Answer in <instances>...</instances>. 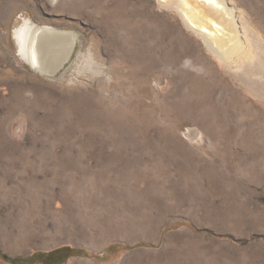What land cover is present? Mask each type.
<instances>
[{
    "label": "rangeland",
    "instance_id": "374dc122",
    "mask_svg": "<svg viewBox=\"0 0 264 264\" xmlns=\"http://www.w3.org/2000/svg\"><path fill=\"white\" fill-rule=\"evenodd\" d=\"M222 11L226 55L197 29ZM25 18L76 36L63 65L69 37L21 56ZM65 245L264 264V0H0V251Z\"/></svg>",
    "mask_w": 264,
    "mask_h": 264
},
{
    "label": "bare ground",
    "instance_id": "6f19581e",
    "mask_svg": "<svg viewBox=\"0 0 264 264\" xmlns=\"http://www.w3.org/2000/svg\"><path fill=\"white\" fill-rule=\"evenodd\" d=\"M216 1L218 2V0H216ZM189 3H191V2H189ZM186 14L188 16V13H186ZM205 17H206V15H205ZM208 20L211 23L210 24L212 26L211 28L210 27L197 28L198 26L196 28L198 29V31H200L201 33H203L205 35L209 45L214 49V51L220 52L223 55H226V51H225L226 48H223V47H226L225 43L227 41H228V43L232 42V41H235L236 43H238V41H237L238 40L237 39L238 38L237 37L238 31L235 30V25H234V22H233V19H232L230 13L227 11H222L220 13L217 12L216 14L211 13L208 17ZM193 24H194V22H193ZM207 25H209V24L207 23ZM214 26L216 27L217 30L214 28ZM219 26H221V27L218 28ZM60 31L61 32L56 31L55 28H53L49 25H40V24L34 22L33 20H31L30 18H25L23 20L22 24L19 25L18 27H16L14 30V37L16 39V42H17V45L19 48V53L33 67H36V68L42 70V67H41L42 64L41 63L43 61L40 60V58H41L40 54H42L41 52L44 51L43 48L47 45H50V44L53 45V43H55V41L58 42L63 37H65V38L69 37L70 41H71L70 46H69V48L65 54L63 52L64 56L62 58L60 57L61 58L60 64L63 65V63L71 57V55L74 51L75 43H76V36L72 32H69V31H65V30H60ZM217 32L219 33V35ZM57 35H60V37ZM237 45H239V44H237ZM51 50H52V48H51ZM43 54H45V53L43 52ZM46 55L47 54H45V57H46ZM44 65H45V63H44ZM50 69H51V67H50Z\"/></svg>",
    "mask_w": 264,
    "mask_h": 264
},
{
    "label": "trees",
    "instance_id": "16d2710c",
    "mask_svg": "<svg viewBox=\"0 0 264 264\" xmlns=\"http://www.w3.org/2000/svg\"><path fill=\"white\" fill-rule=\"evenodd\" d=\"M82 250L65 245L49 251L37 250L26 257H9L0 251V258L12 264H65L71 256L80 255Z\"/></svg>",
    "mask_w": 264,
    "mask_h": 264
},
{
    "label": "water",
    "instance_id": "95a60500",
    "mask_svg": "<svg viewBox=\"0 0 264 264\" xmlns=\"http://www.w3.org/2000/svg\"><path fill=\"white\" fill-rule=\"evenodd\" d=\"M56 31H58V32H61L60 30H57L56 29ZM57 36H59L60 37V35H57ZM63 36V35H62ZM43 38V37H42ZM41 70V69H40ZM42 71V70H41ZM56 71H54L53 73H55Z\"/></svg>",
    "mask_w": 264,
    "mask_h": 264
}]
</instances>
